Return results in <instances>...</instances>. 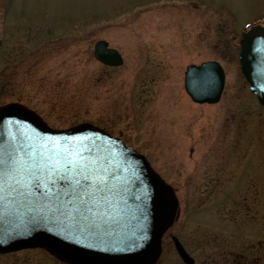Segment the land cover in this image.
<instances>
[{
	"label": "rangeland",
	"instance_id": "rangeland-1",
	"mask_svg": "<svg viewBox=\"0 0 264 264\" xmlns=\"http://www.w3.org/2000/svg\"><path fill=\"white\" fill-rule=\"evenodd\" d=\"M254 26L264 0H0V108L21 105L53 130L89 124L145 157L178 202L155 264H183L173 238L194 264H227L231 246L264 264V108L238 65ZM97 41L122 65L98 63ZM207 61L225 85L217 104L197 105L184 73ZM0 264L63 263L38 249Z\"/></svg>",
	"mask_w": 264,
	"mask_h": 264
},
{
	"label": "water",
	"instance_id": "water-1",
	"mask_svg": "<svg viewBox=\"0 0 264 264\" xmlns=\"http://www.w3.org/2000/svg\"><path fill=\"white\" fill-rule=\"evenodd\" d=\"M94 59L116 68L123 60L105 41L93 46ZM264 59V27L254 26L242 34L238 63L249 92L264 107V75L258 72ZM184 91L194 104L214 105L221 98L225 76L214 61L188 66ZM65 137L87 138L111 149L125 169L129 192L122 211L109 226L95 233L83 225L65 221L52 212H27L19 205L0 206V255L40 249L64 264H155L161 254L162 237L172 226L177 211L173 189L151 168L145 157L120 139L89 124L67 130L49 128L35 113L11 104L0 108V145L46 141ZM139 197L135 199L134 197ZM184 264H194L178 239H172Z\"/></svg>",
	"mask_w": 264,
	"mask_h": 264
},
{
	"label": "snow or ice",
	"instance_id": "snow-or-ice-1",
	"mask_svg": "<svg viewBox=\"0 0 264 264\" xmlns=\"http://www.w3.org/2000/svg\"><path fill=\"white\" fill-rule=\"evenodd\" d=\"M258 72L264 75V59ZM86 140L0 145V206L52 212L95 233L109 226L126 204L130 181L111 149Z\"/></svg>",
	"mask_w": 264,
	"mask_h": 264
},
{
	"label": "flooded vegetation",
	"instance_id": "flooded-vegetation-1",
	"mask_svg": "<svg viewBox=\"0 0 264 264\" xmlns=\"http://www.w3.org/2000/svg\"><path fill=\"white\" fill-rule=\"evenodd\" d=\"M225 198H222V201L224 200ZM213 244H217L216 241H213L212 242ZM221 246V245H220ZM219 245H217V247L219 248H222L220 247ZM255 247V246H254ZM259 248V246H258ZM239 250V251H237ZM222 254V253H221ZM223 255V254H222ZM247 255V254H246ZM222 259H224L226 261L227 264H246V259L247 257L245 256V253H243L240 249H236L234 250V247H229V251H228V254L226 255H223L222 256ZM238 260V261H237ZM241 260V261H240ZM244 261V262H243ZM242 262V263H241ZM216 264V263H215ZM217 264H219L217 262Z\"/></svg>",
	"mask_w": 264,
	"mask_h": 264
}]
</instances>
